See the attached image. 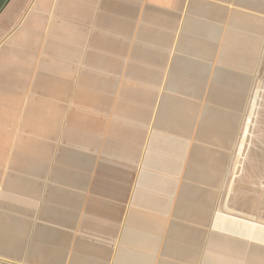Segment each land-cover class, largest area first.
I'll return each instance as SVG.
<instances>
[{
    "label": "crops",
    "instance_id": "obj_1",
    "mask_svg": "<svg viewBox=\"0 0 264 264\" xmlns=\"http://www.w3.org/2000/svg\"><path fill=\"white\" fill-rule=\"evenodd\" d=\"M4 3L0 261L202 264L218 149L237 137L250 90L264 98L262 44L258 55L249 25H264V8L249 0ZM60 129L76 159L47 162Z\"/></svg>",
    "mask_w": 264,
    "mask_h": 264
},
{
    "label": "rangeland",
    "instance_id": "obj_2",
    "mask_svg": "<svg viewBox=\"0 0 264 264\" xmlns=\"http://www.w3.org/2000/svg\"><path fill=\"white\" fill-rule=\"evenodd\" d=\"M249 1L264 8V0ZM249 25L252 26L253 51L258 48V55L259 46L262 44L260 57L263 64L264 25L255 21ZM257 41H260L259 46L256 45ZM253 57L255 64L259 56ZM261 67L255 68L254 72L257 74ZM257 80L259 76L254 78L255 84ZM69 85L70 90L64 89L69 96L66 106L69 104L73 83ZM255 96L256 94L253 95L250 90L248 106L242 114V127L233 144H228L226 150L218 149V153L225 157L220 156L222 160L218 158L217 165H213V181L219 179V174L215 176L216 166L218 168L220 165L222 169L218 186L213 182L214 187H217L212 193L214 200L212 215H209L208 223L201 226L206 232V239L209 236L206 247L202 245V255L205 253L202 264H264V98L260 97L259 93L256 98ZM59 100L62 101V98L59 97ZM60 132L61 129L50 136L51 158L46 157L47 162L76 159L72 152L65 149L69 147L60 141ZM148 150L149 146H146L144 153ZM151 153L154 155V152ZM159 155L162 154H157ZM138 168L139 171L145 172L142 162ZM46 173L48 174V170Z\"/></svg>",
    "mask_w": 264,
    "mask_h": 264
},
{
    "label": "bare ground",
    "instance_id": "obj_3",
    "mask_svg": "<svg viewBox=\"0 0 264 264\" xmlns=\"http://www.w3.org/2000/svg\"><path fill=\"white\" fill-rule=\"evenodd\" d=\"M239 1V0H238ZM254 4V3H253ZM257 4V3H256ZM259 9V8H258ZM247 16H249V15H247ZM260 19V18H259ZM1 190V189H0ZM0 264H8V262H6V261H3V260H1L0 261Z\"/></svg>",
    "mask_w": 264,
    "mask_h": 264
},
{
    "label": "water",
    "instance_id": "obj_4",
    "mask_svg": "<svg viewBox=\"0 0 264 264\" xmlns=\"http://www.w3.org/2000/svg\"><path fill=\"white\" fill-rule=\"evenodd\" d=\"M9 1H10V0H5L4 6H5L6 4H8Z\"/></svg>",
    "mask_w": 264,
    "mask_h": 264
}]
</instances>
